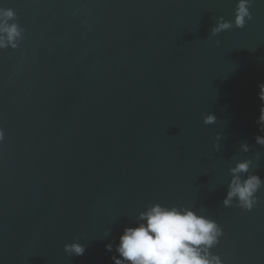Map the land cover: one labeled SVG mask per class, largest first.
Returning a JSON list of instances; mask_svg holds the SVG:
<instances>
[{"label": "water", "instance_id": "1", "mask_svg": "<svg viewBox=\"0 0 264 264\" xmlns=\"http://www.w3.org/2000/svg\"><path fill=\"white\" fill-rule=\"evenodd\" d=\"M235 5L0 0L24 29L0 49V264H113L123 229L155 203L215 219L227 264H264V203H222L237 160L264 179V0L244 28L211 35ZM74 238L82 256L63 250Z\"/></svg>", "mask_w": 264, "mask_h": 264}, {"label": "clouds", "instance_id": "2", "mask_svg": "<svg viewBox=\"0 0 264 264\" xmlns=\"http://www.w3.org/2000/svg\"><path fill=\"white\" fill-rule=\"evenodd\" d=\"M252 4L253 0H236L234 19L218 17L211 28V35L216 36L233 27L244 28L247 21L252 19ZM16 19L17 14L13 9L0 8V49L18 47L16 42L22 37L24 29L19 23L9 22ZM258 88L261 105L255 123L259 126V132L264 133V82L259 83ZM216 121V116L211 113L203 117L205 125ZM4 138V130L0 129V143ZM221 139V134L217 133V142L213 144L217 151L221 149ZM255 142L264 147V135H256ZM240 151L248 153L250 145L242 143ZM253 164L252 158H246L237 160L229 168L230 179L222 202L224 207L251 212L258 204L264 203L257 195L264 188V179L256 171H251ZM109 235L110 230H106L103 237ZM223 235L221 225L208 215L183 205L155 203L139 212L135 226L123 229L115 247L116 255L111 260L113 264H227L220 254L212 251ZM78 240L79 238H74L73 242L66 243L64 252L69 256H82L86 249ZM105 250L112 252L113 243L106 244Z\"/></svg>", "mask_w": 264, "mask_h": 264}]
</instances>
